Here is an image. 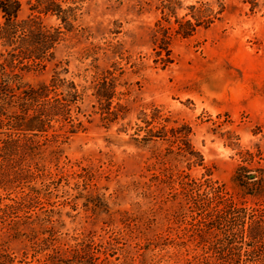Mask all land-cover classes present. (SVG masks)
Returning <instances> with one entry per match:
<instances>
[{"label": "rangeland", "instance_id": "rangeland-1", "mask_svg": "<svg viewBox=\"0 0 264 264\" xmlns=\"http://www.w3.org/2000/svg\"><path fill=\"white\" fill-rule=\"evenodd\" d=\"M54 1L66 22L21 0L19 19L61 36L45 67L13 71L78 97L5 153L0 129L13 264L54 248L71 264H264L249 237L264 227V0ZM227 200L245 211L216 214ZM82 242L93 259L64 252Z\"/></svg>", "mask_w": 264, "mask_h": 264}, {"label": "trees", "instance_id": "trees-1", "mask_svg": "<svg viewBox=\"0 0 264 264\" xmlns=\"http://www.w3.org/2000/svg\"><path fill=\"white\" fill-rule=\"evenodd\" d=\"M20 8L21 0H0V13L3 19L0 22V41L3 42V46L10 48L8 51L6 50L7 57L4 62L0 63V129L5 130L1 148L4 153L10 145L17 147L21 136L27 141L29 139L27 135H36L47 131L52 126L51 122L58 120L59 116L66 120L64 114L66 113L67 97H71L73 100L78 97L73 83L69 84L70 91L65 96H60L61 92L57 93L60 84L64 83L61 79H53L51 84L22 85L19 75L13 71L15 61L17 63H21L23 60L31 61L30 65L35 68L45 67V62L53 58L52 53L48 55L47 53L54 48V43L60 40L61 32L58 29L46 28L37 15L30 14L24 19H19ZM31 10L39 14L51 13L57 17L63 13L60 4L54 0H35ZM60 18L66 22L64 17ZM51 94L52 96H50ZM98 98L108 100L109 97L98 95ZM16 110L20 112L17 113ZM250 177L252 176L250 175ZM228 202L231 201L227 200L224 209L217 211L216 214L245 211L237 209L233 204L228 205ZM4 212L5 210H3ZM217 217L219 216L217 215ZM249 226V237L253 243L252 251L264 249V227L257 221H251ZM92 249L91 243L82 242L74 247L66 248L64 252L73 258L91 259L93 257ZM52 250L54 253L48 255L43 264L72 263L68 256L63 258L58 249ZM13 262V252L0 244V264H13Z\"/></svg>", "mask_w": 264, "mask_h": 264}]
</instances>
